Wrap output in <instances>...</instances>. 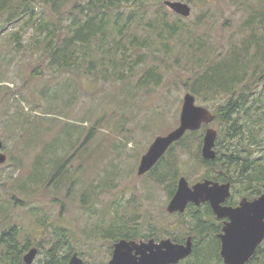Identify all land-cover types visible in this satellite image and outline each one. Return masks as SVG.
I'll return each mask as SVG.
<instances>
[{
	"label": "rangeland",
	"instance_id": "rangeland-1",
	"mask_svg": "<svg viewBox=\"0 0 264 264\" xmlns=\"http://www.w3.org/2000/svg\"><path fill=\"white\" fill-rule=\"evenodd\" d=\"M155 1L145 0L139 14L151 17ZM171 1L191 8L183 18L188 28L178 37H167L165 45L153 37L155 43L146 48L125 35L114 48L130 59L118 54V65L106 62L102 67L98 60L90 65L87 58L72 71L51 64L40 46L55 25H69L74 16L83 19L79 10L74 15L65 12L73 0L60 15L38 4L46 29L33 37L31 30L21 32L19 47L10 38L19 24L8 25L6 15L0 17V139L6 155L0 164V223L18 229L21 244L39 248L36 260L44 258L53 243L51 224L69 230L72 237L66 238L65 249L80 252L86 264L107 261L112 241L105 230L114 218L129 232L130 225L137 231L138 225L139 238L151 229L160 238L174 236L182 224L185 231L180 233L193 235L189 210L182 215L167 212L171 183L158 185L147 174L139 176V163L156 137L179 126L183 97L191 94L184 84L199 59L224 53L231 40L238 43L248 6L258 8L264 0ZM144 28L134 25L140 39L146 37ZM66 31L63 27L61 36ZM168 42L171 47L166 49ZM92 56L97 59L101 51L95 49ZM150 68L159 84H144ZM196 104L207 108L198 100ZM217 127L212 123L200 129L202 143L206 129ZM175 153L176 185L181 177L190 186L211 180L202 178L206 169L193 155ZM230 191L234 201L243 199L232 185ZM206 261L219 264L216 257Z\"/></svg>",
	"mask_w": 264,
	"mask_h": 264
},
{
	"label": "trees",
	"instance_id": "trees-1",
	"mask_svg": "<svg viewBox=\"0 0 264 264\" xmlns=\"http://www.w3.org/2000/svg\"><path fill=\"white\" fill-rule=\"evenodd\" d=\"M73 1L71 9L65 12L74 15L79 10L78 14H82L83 19L74 16L69 25H55L41 39L43 44L40 46L51 64L65 71L78 69L87 58L91 59L90 65L98 60L102 67L106 62L118 65V54L120 59H130L125 51L114 48L115 44L122 43L125 35H132L131 41L149 48L155 43L153 37L165 45L164 39L168 37L173 40L188 28L182 17L165 12L167 7L163 4L164 0L153 3L156 9L148 19L139 14L145 0ZM69 2L71 0H0V17L6 15L8 25L19 24V30L10 35L11 42L19 47L21 32L31 30L33 37L46 29L48 22L38 13V4L47 7L52 15H60L65 13L62 10ZM258 5V8L248 6L249 13L241 26L242 35L238 43L231 40L229 49L224 53L207 55L206 59L205 56L201 57L197 68L192 70L184 84L196 100L204 103L214 115L213 123L218 125L216 157L214 160L202 158L200 134L203 130L187 132L174 143L147 173L154 184L171 183L169 199L176 191L177 150L191 154L199 161L206 169L202 178L229 182L234 193L238 192L249 200L264 193V2L260 1ZM134 25L145 27L146 37L140 39L134 32ZM63 27L67 31L61 36ZM170 42L166 49L171 47ZM109 43L112 45L109 46ZM39 45L36 41V47ZM95 49L101 51L97 59L92 56ZM105 72L110 74L108 68ZM143 80L144 84L160 82L159 77H155L154 68L147 70ZM192 141L195 144L193 149ZM188 210L187 223L196 244L193 254L195 262L192 264L199 261L200 264H207L206 260L215 257L219 264H223L219 256L220 243L215 234L220 225H216L210 207L206 204L197 209L191 205ZM50 227L54 240L46 252V264H62L63 258L59 255L63 254L62 250L66 252V238L72 236L64 226ZM0 231V264H21L24 244L20 243L18 229L4 221L0 223ZM62 241H65V247ZM25 244L28 246L30 243ZM247 264H264V241Z\"/></svg>",
	"mask_w": 264,
	"mask_h": 264
},
{
	"label": "water",
	"instance_id": "water-1",
	"mask_svg": "<svg viewBox=\"0 0 264 264\" xmlns=\"http://www.w3.org/2000/svg\"><path fill=\"white\" fill-rule=\"evenodd\" d=\"M163 4L180 17L187 18L191 14V8L187 3L165 0ZM213 120L214 115L207 108L197 105L192 94H185L179 126L167 135L155 138L142 156L137 174L141 176L149 172L167 150L187 132L198 131L203 125H210ZM216 139L217 131L207 128L201 148L203 159H215ZM5 162L6 155L2 153L0 139V164ZM230 188V183L220 184L210 180H203L190 186L187 180L181 177L167 205V212L183 213L188 204L199 206L208 203L218 219H228L219 234L220 257L223 264H247L264 241V193L252 200L243 198L235 208L227 207L224 203L231 195ZM191 253L190 237L185 245L174 244L168 239L158 244L153 240L147 243L122 240L114 246L108 264H177ZM35 255L36 250L31 249L24 255L23 264H32ZM82 263L81 259L73 256L69 264Z\"/></svg>",
	"mask_w": 264,
	"mask_h": 264
},
{
	"label": "flooded vegetation",
	"instance_id": "flooded-vegetation-1",
	"mask_svg": "<svg viewBox=\"0 0 264 264\" xmlns=\"http://www.w3.org/2000/svg\"><path fill=\"white\" fill-rule=\"evenodd\" d=\"M210 181H214V180H210ZM214 182H217V181H214ZM220 184H222L221 182H218ZM229 183V182H227ZM231 195L230 197L225 201L224 203V206H227V207H237L238 206V202L234 201V197H233V193L230 191ZM243 198H246V197H243ZM242 200V199H241ZM206 204L210 207V205L208 203H202L200 204L199 206H196L194 204H188L185 211L183 213H179V212H176V213H173V214H186V212L188 211V208L193 205L195 208L199 209L201 208L202 206H206ZM167 209V208H166ZM210 210H211V213L213 215V218L215 220V223L216 225H220V228H219V231L216 234V238L219 240V243H220V239H219V234L221 233L222 231V228L225 224V222L228 221L227 218H223V219H218L217 216L213 213L211 207H210ZM170 214V213H169ZM119 220H117V218H114L112 220V222L109 224V226L106 228V232L108 234V238L112 241V244L110 245L109 249H108V259L107 261L104 263V264H108V262L110 261V259L112 258V255H113V250H114V246L119 243L120 241L122 240H125V241H135L137 243L139 242H144V243H147L148 241L150 240H153L155 244H158L160 243L161 241L163 240H170L172 243L174 244H178V245H185L186 242H187V239L190 237L191 240H192V253L180 260L177 264H184L188 259H193L194 257V250L196 248V244H195V237L191 234H189L187 236V234L184 232V233H180V231H185L184 227H183V224L181 225L182 229H180V231H178V236H176V234L173 236H171V234H167L165 237H158V235L156 234L155 230L154 229H151V230H148V234L147 235H144L142 236V238H139V235H140V228L138 227V225L136 226V228L138 229L137 230H132V228L134 227V225H130V232H129V227H127L126 224H123L121 225V223L118 222ZM212 226L214 225V223L211 224ZM52 226V225H50ZM51 227H49L50 229ZM42 229V228H41ZM213 230H217L213 228ZM37 246H40V245H37ZM58 247V245H57ZM55 248V247H54ZM220 248H221V243H220ZM31 249H35L36 250V255L33 259V262L32 264H46V258L44 256V258L40 257L36 260L37 258V255L39 254V248H36V247H32L31 244H29L27 246V244H24V251L22 253V261H21V264H23V257L24 255H26ZM50 250V249H49ZM64 251V250H63ZM62 251V253H63ZM41 253V251H40ZM80 252L76 251L74 248H70V249H67L65 253L59 255L60 257H62V264H69L70 263V260L72 259L73 256H77L79 259L82 260V255ZM55 256V254H54ZM58 256V254L56 255ZM219 256H220V249H219ZM221 258V257H220ZM52 260H55V258ZM222 260V259H221ZM82 264H86L84 260H82ZM223 262V261H222Z\"/></svg>",
	"mask_w": 264,
	"mask_h": 264
}]
</instances>
